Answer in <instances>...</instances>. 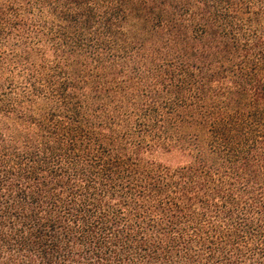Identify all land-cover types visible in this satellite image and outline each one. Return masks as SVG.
Segmentation results:
<instances>
[{
    "label": "trees",
    "instance_id": "obj_1",
    "mask_svg": "<svg viewBox=\"0 0 264 264\" xmlns=\"http://www.w3.org/2000/svg\"><path fill=\"white\" fill-rule=\"evenodd\" d=\"M0 264H264V0H0Z\"/></svg>",
    "mask_w": 264,
    "mask_h": 264
}]
</instances>
